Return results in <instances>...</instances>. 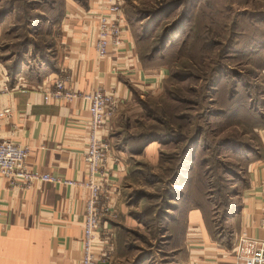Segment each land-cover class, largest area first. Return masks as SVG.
<instances>
[{"label":"rangeland","instance_id":"1","mask_svg":"<svg viewBox=\"0 0 264 264\" xmlns=\"http://www.w3.org/2000/svg\"><path fill=\"white\" fill-rule=\"evenodd\" d=\"M63 2L0 0V62L45 52ZM123 11L144 67L168 73L157 93L120 109L113 129L123 139L114 144L130 147V249L160 262L172 249L174 210L189 200L228 205L260 146L264 0H125ZM152 143L160 148L144 154Z\"/></svg>","mask_w":264,"mask_h":264},{"label":"crops","instance_id":"2","mask_svg":"<svg viewBox=\"0 0 264 264\" xmlns=\"http://www.w3.org/2000/svg\"><path fill=\"white\" fill-rule=\"evenodd\" d=\"M116 1L121 3L124 42L120 48L111 46L108 56L100 59L95 47L98 19ZM124 2L64 0L57 21L59 31L45 52L37 50L32 60L35 49H29L25 57L13 54L0 62V75L10 87L0 94V109H10L2 132L29 146V170L84 180L83 155L90 130L88 105L80 98L56 101L46 100L45 96L62 79L77 92L103 89L119 97V108L101 133L113 143L116 157L102 198L104 205L112 207L111 213L104 214L102 226L114 232L113 264H235L241 234L264 240V124L258 129L260 146L248 160L246 179L232 202L224 206L192 200L181 204L167 225L172 249L160 262H151L150 256L143 257L130 249L129 235L138 224L126 203L132 177L130 147L126 141L122 146L114 144V139L122 138L113 136V129L120 109L145 90L157 93L167 72L144 67L123 11ZM159 148L152 143L143 153L149 155ZM89 196V190L81 185L36 181L26 187L3 178L0 199L7 215L0 223V264H80ZM117 215L119 220H115Z\"/></svg>","mask_w":264,"mask_h":264},{"label":"built area","instance_id":"3","mask_svg":"<svg viewBox=\"0 0 264 264\" xmlns=\"http://www.w3.org/2000/svg\"><path fill=\"white\" fill-rule=\"evenodd\" d=\"M121 3L111 4L109 11L101 13L98 19V38L95 44L98 57L108 56L111 46L120 48L123 44L125 27L120 15ZM67 82L58 79L55 88L47 93L46 100L73 101L82 99L90 112V130L88 147L83 155L86 166L84 180L68 179L53 173L31 171L26 166L30 153L27 144L6 137L2 132V123L10 116V109H0V189L1 180L10 178L14 182L29 187L36 181L87 188L90 196L86 203L85 226L81 237L82 249L80 264H113L115 261V237L111 230H103L102 218L110 212V204L104 205L102 198L106 182L109 181L116 161L111 143L101 137L120 105V98L107 94L103 89L92 92H77ZM10 90L9 85L0 75V94ZM7 215V210L0 199V223ZM235 264H264V240L256 239L248 233L238 237L235 249Z\"/></svg>","mask_w":264,"mask_h":264},{"label":"trees","instance_id":"4","mask_svg":"<svg viewBox=\"0 0 264 264\" xmlns=\"http://www.w3.org/2000/svg\"><path fill=\"white\" fill-rule=\"evenodd\" d=\"M59 18H60V16H59ZM58 21V20H57ZM189 201H191V200H189Z\"/></svg>","mask_w":264,"mask_h":264}]
</instances>
